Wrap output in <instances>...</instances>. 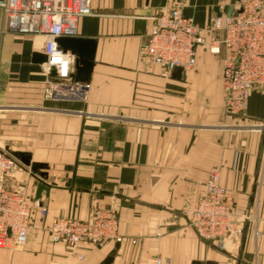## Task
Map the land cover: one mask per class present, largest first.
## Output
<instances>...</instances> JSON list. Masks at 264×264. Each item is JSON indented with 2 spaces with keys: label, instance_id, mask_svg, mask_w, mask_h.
I'll list each match as a JSON object with an SVG mask.
<instances>
[{
  "label": "crops",
  "instance_id": "0c3cea01",
  "mask_svg": "<svg viewBox=\"0 0 264 264\" xmlns=\"http://www.w3.org/2000/svg\"><path fill=\"white\" fill-rule=\"evenodd\" d=\"M239 2L92 0L93 15L78 22L77 36L97 42L90 81L86 89L70 84L68 95L55 99L46 98L48 77L33 62L44 38L5 30L0 9V148L18 161L8 184L27 188L48 209L45 222L33 223L27 248L1 264H103L111 255L112 264L158 257L264 264V134L254 130L264 124V89L253 92L243 116L231 117L221 56L200 48L197 67L179 79L163 77L143 54L161 10L180 6L205 32ZM37 164L47 188L40 194ZM214 169L248 219L243 233L227 240V254L187 220ZM96 208L117 211L125 241L103 249L82 244L70 258L44 231L55 219L86 221Z\"/></svg>",
  "mask_w": 264,
  "mask_h": 264
},
{
  "label": "built area",
  "instance_id": "2783aa9c",
  "mask_svg": "<svg viewBox=\"0 0 264 264\" xmlns=\"http://www.w3.org/2000/svg\"><path fill=\"white\" fill-rule=\"evenodd\" d=\"M0 9L5 30L44 38L46 98L68 95L76 57L63 51L57 40L78 36V22L93 15L92 0H0ZM153 22L143 46L151 65L162 68L167 78L178 69L182 73L194 70L200 48L221 56L226 113L243 116L253 92L264 89V0H240L238 10L216 17L205 32L184 16L180 6L161 10ZM254 130L262 132L264 124ZM17 167L18 161L0 148V249L25 246L35 220L45 222L48 217V209L27 188L9 187ZM205 188L202 200L187 212L189 227L201 238L221 242L230 233H240L236 222L244 214L234 208L231 193L220 184L218 170L212 171ZM44 230L53 243L64 244L73 252L82 244L103 249L125 241L119 233L118 213L111 208H96L86 221L55 219ZM153 264L169 263L158 257Z\"/></svg>",
  "mask_w": 264,
  "mask_h": 264
},
{
  "label": "water",
  "instance_id": "95a60500",
  "mask_svg": "<svg viewBox=\"0 0 264 264\" xmlns=\"http://www.w3.org/2000/svg\"><path fill=\"white\" fill-rule=\"evenodd\" d=\"M2 1V0H1ZM58 45L61 49L65 52H70L76 57L75 61V69L74 72L70 76V83L81 86L82 89H86L87 84L90 81V77L93 72L94 68V60L97 48V42L91 39H83L77 37H66V38H59L57 40ZM47 58L42 53H35L33 56V62L36 64H44L46 63ZM56 73L52 70L50 77L54 79ZM174 76L177 78L182 77V70L178 69L174 72ZM264 134V130L262 131ZM22 162L26 166H30L29 159H22ZM38 168H43L41 165L34 166V174L39 181L38 186V194L42 191L46 190L47 188L44 185L43 178L45 175L38 172ZM114 257L111 255L109 256L103 264H112ZM198 264V263H194Z\"/></svg>",
  "mask_w": 264,
  "mask_h": 264
},
{
  "label": "rangeland",
  "instance_id": "374dc122",
  "mask_svg": "<svg viewBox=\"0 0 264 264\" xmlns=\"http://www.w3.org/2000/svg\"><path fill=\"white\" fill-rule=\"evenodd\" d=\"M235 208V207H234ZM237 209V208H236ZM238 211L241 213V214H244L243 215V218L241 219V220H239V221H237L236 223L238 224V226H239V230H241V232L240 233H237V234H227L228 235V237L226 238V239H223V241L221 242L220 240H208V239H204V238H201V237H199L200 239H202V240H204V241H208V242H212V243H215L216 244V246H215V244H214V247H213V249H214V251H216L218 254H227V251H226V247H227V240L231 237V236H235V235H241L242 233H243V231H244V228H245V224H246V222L248 221V219H247V215L242 211V210H239L238 209ZM45 231V230H44ZM30 240V239H29ZM30 242H28L25 246H12V247H10V248H3V249H0V264L1 263H4V262H7L8 260H10V255H12L14 252H16V251H18V250H22V249H26L27 248V246H28V244H29ZM68 248V247H67ZM218 248V249H217ZM67 252H68V256L70 257V258H73V257H77V252L76 251H72L70 248H68L67 249ZM6 256H9V257H6ZM79 258H80V260H83L84 258L83 257H81V256H79ZM48 260V259H47ZM214 261H213V264H219L218 262H216V260L217 259H213ZM41 261V260H40ZM44 260L42 259V261L41 262H43ZM46 262V261H45ZM44 263V262H43ZM42 263V264H43ZM53 264H56V263H53Z\"/></svg>",
  "mask_w": 264,
  "mask_h": 264
}]
</instances>
